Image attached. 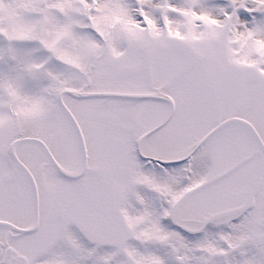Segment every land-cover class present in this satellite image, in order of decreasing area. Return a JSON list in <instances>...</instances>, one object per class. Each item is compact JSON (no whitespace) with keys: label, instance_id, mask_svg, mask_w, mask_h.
Segmentation results:
<instances>
[{"label":"snow or ice","instance_id":"6c2138e0","mask_svg":"<svg viewBox=\"0 0 264 264\" xmlns=\"http://www.w3.org/2000/svg\"><path fill=\"white\" fill-rule=\"evenodd\" d=\"M0 264H264V0H0Z\"/></svg>","mask_w":264,"mask_h":264}]
</instances>
